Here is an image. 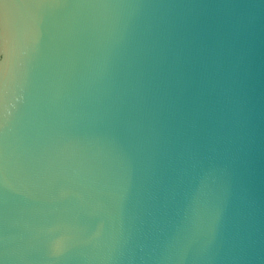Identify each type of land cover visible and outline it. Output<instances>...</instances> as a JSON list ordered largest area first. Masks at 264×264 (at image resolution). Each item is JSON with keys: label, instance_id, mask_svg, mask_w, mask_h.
<instances>
[{"label": "water", "instance_id": "water-1", "mask_svg": "<svg viewBox=\"0 0 264 264\" xmlns=\"http://www.w3.org/2000/svg\"><path fill=\"white\" fill-rule=\"evenodd\" d=\"M0 264H264V0H0Z\"/></svg>", "mask_w": 264, "mask_h": 264}]
</instances>
